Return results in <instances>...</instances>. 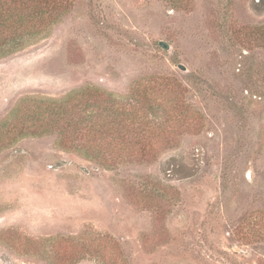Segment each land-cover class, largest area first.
Listing matches in <instances>:
<instances>
[{
  "label": "rangeland",
  "instance_id": "obj_1",
  "mask_svg": "<svg viewBox=\"0 0 264 264\" xmlns=\"http://www.w3.org/2000/svg\"><path fill=\"white\" fill-rule=\"evenodd\" d=\"M188 1L64 0L0 57V125L83 89L133 106L138 82L170 97L154 124L187 125L135 133L136 156L115 162L56 132L1 144L0 264H57L65 240L112 242L121 264H264V0Z\"/></svg>",
  "mask_w": 264,
  "mask_h": 264
},
{
  "label": "trees",
  "instance_id": "obj_2",
  "mask_svg": "<svg viewBox=\"0 0 264 264\" xmlns=\"http://www.w3.org/2000/svg\"><path fill=\"white\" fill-rule=\"evenodd\" d=\"M175 8H182L188 0H170ZM185 6V5H184ZM64 0H0V57H6L22 48L28 37H34L65 12ZM26 38V39H25ZM111 94L99 90L83 89L68 94L65 98L34 102L33 109L22 114V104L12 116L0 125L1 144H11L23 135H41L56 132L62 138L70 136L85 142L80 146L84 155L90 158L106 159L113 162L126 157H135L134 134L147 135L150 139L171 136L164 130L166 122L185 127L177 113L165 120L163 126L154 124L149 118V110L161 103H170L161 91L138 82L131 90V98L136 105L118 104ZM25 102V100L23 101ZM40 103V104H39ZM89 104L100 111L94 116L84 115ZM171 104V103H170ZM140 106V108L138 107ZM143 106H148L144 112ZM174 108V107H173ZM155 127V128H154ZM142 153H140L141 155ZM106 162H109L107 159ZM56 246L57 264H71L80 252H97L105 264H121L115 255V245L109 241L94 240L84 250L81 244L62 241Z\"/></svg>",
  "mask_w": 264,
  "mask_h": 264
},
{
  "label": "water",
  "instance_id": "obj_3",
  "mask_svg": "<svg viewBox=\"0 0 264 264\" xmlns=\"http://www.w3.org/2000/svg\"><path fill=\"white\" fill-rule=\"evenodd\" d=\"M160 46L163 47V48H165V49H168V45H166V44L163 43V42H160ZM176 67H177L179 70L183 71V72L186 71V68H185L182 64H178V65H176Z\"/></svg>",
  "mask_w": 264,
  "mask_h": 264
}]
</instances>
